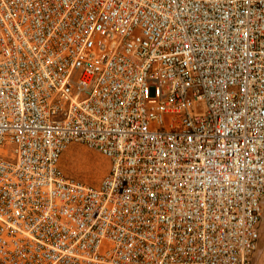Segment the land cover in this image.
Wrapping results in <instances>:
<instances>
[{"label":"built area","instance_id":"2783aa9c","mask_svg":"<svg viewBox=\"0 0 264 264\" xmlns=\"http://www.w3.org/2000/svg\"><path fill=\"white\" fill-rule=\"evenodd\" d=\"M263 203L264 0H0V264H254Z\"/></svg>","mask_w":264,"mask_h":264},{"label":"rangeland","instance_id":"374dc122","mask_svg":"<svg viewBox=\"0 0 264 264\" xmlns=\"http://www.w3.org/2000/svg\"><path fill=\"white\" fill-rule=\"evenodd\" d=\"M109 166L107 158L82 144H71L61 158V168L66 175L93 186L100 184ZM261 229L260 250L254 257V264H264V203Z\"/></svg>","mask_w":264,"mask_h":264},{"label":"crops","instance_id":"0c3cea01","mask_svg":"<svg viewBox=\"0 0 264 264\" xmlns=\"http://www.w3.org/2000/svg\"><path fill=\"white\" fill-rule=\"evenodd\" d=\"M262 230V229H261Z\"/></svg>","mask_w":264,"mask_h":264}]
</instances>
